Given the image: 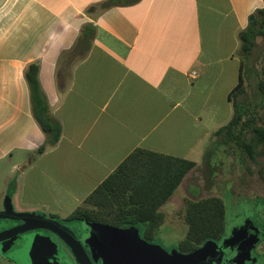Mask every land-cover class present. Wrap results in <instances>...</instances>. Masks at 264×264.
I'll return each mask as SVG.
<instances>
[{"label":"crops","instance_id":"1","mask_svg":"<svg viewBox=\"0 0 264 264\" xmlns=\"http://www.w3.org/2000/svg\"><path fill=\"white\" fill-rule=\"evenodd\" d=\"M105 1L0 0V210L64 220L137 149L199 166L233 118L241 67L247 84L239 34L264 0H140L89 12ZM87 24L90 54L60 88L61 54ZM36 62L63 127L42 155L25 79Z\"/></svg>","mask_w":264,"mask_h":264},{"label":"trees","instance_id":"2","mask_svg":"<svg viewBox=\"0 0 264 264\" xmlns=\"http://www.w3.org/2000/svg\"><path fill=\"white\" fill-rule=\"evenodd\" d=\"M140 0H107L99 6H93L89 12H100L114 7L127 6ZM254 20L239 34L241 60L247 61L257 47L258 39L264 40V7L254 13ZM95 27L85 25L71 50L61 54L63 65L57 75L60 88L71 79L75 67L90 54L93 46ZM264 61V52L263 57ZM239 85L233 90L234 115L231 121L214 135V145L225 147L228 154L238 160L248 159L257 163L264 156V65L261 67L256 83L257 103L247 102L240 97L246 93L242 76ZM40 63L31 64L25 70V79L29 86L32 114L46 136L43 146L37 151L42 155L59 143L63 127L51 111L49 101L39 81ZM262 123V124H261ZM210 146L205 154L209 158L215 147ZM197 164L137 149L104 181L62 223L90 221L100 225L140 229L141 237L151 243L165 224V214L161 208L173 197L186 176ZM264 179V166L260 168ZM226 201L220 197H208L199 200H186L184 221L188 226L186 237L178 244L180 253H191L207 241L221 244L228 231ZM59 219L58 217L51 216Z\"/></svg>","mask_w":264,"mask_h":264},{"label":"water","instance_id":"3","mask_svg":"<svg viewBox=\"0 0 264 264\" xmlns=\"http://www.w3.org/2000/svg\"><path fill=\"white\" fill-rule=\"evenodd\" d=\"M255 16L250 17L253 21ZM0 220L23 221L24 224L0 233V243L34 230H46L57 235L76 258L78 264H246L255 263L252 251L257 247L262 231L251 225L235 230L221 244L207 241L191 253H180L177 249L166 251L160 245L147 242L135 226L113 227L85 221L83 234H76L60 219L35 213L0 211ZM9 248H7L8 250ZM0 252L14 264H59L57 245L49 237L28 236L24 246L7 253ZM87 250H89L90 255ZM229 250V253L226 251Z\"/></svg>","mask_w":264,"mask_h":264},{"label":"rangeland","instance_id":"4","mask_svg":"<svg viewBox=\"0 0 264 264\" xmlns=\"http://www.w3.org/2000/svg\"><path fill=\"white\" fill-rule=\"evenodd\" d=\"M263 52L264 40L259 38L257 47L245 61L246 93L240 97V100L245 99L254 104L259 101L255 94L258 81L257 72L264 65ZM259 113L264 117V110ZM215 141L216 139L212 138L207 149L213 146ZM214 147L216 148L214 153L209 158L205 157L199 166L197 165L188 181L183 183L170 201L161 208L165 214V224L151 243L160 245L166 251L178 250V244L185 239L188 231V226L184 221L185 201L220 197L226 201L228 210L229 229L226 237L235 230L246 227L242 224L245 219L252 220L256 229L262 231L263 234L260 245L252 251V257L257 258L256 262L246 264H264V179L260 172V168L264 166V156H260L257 163H252L248 159L242 162L228 154L225 147L217 145ZM67 224L75 229H82L84 226L80 221ZM64 248L77 262L72 252L68 250L69 247ZM0 262V264H14L6 259Z\"/></svg>","mask_w":264,"mask_h":264},{"label":"flooded vegetation","instance_id":"5","mask_svg":"<svg viewBox=\"0 0 264 264\" xmlns=\"http://www.w3.org/2000/svg\"><path fill=\"white\" fill-rule=\"evenodd\" d=\"M249 220H248V218L245 219L244 220L245 222L243 221L242 224L247 226L248 225L247 222ZM23 224H24L23 221L0 220V233L4 232V231L13 230V229H15L17 227L22 226ZM251 225L254 226L253 225V221L251 222ZM66 226H68L76 234V236L78 238H81V236L83 234V230L82 229H75L74 227H71L68 224ZM255 229H256V227H255ZM32 235H40V236H43V237H49L51 239V241L54 242L57 245L58 257H56V259H57V262L59 264H78L77 262H75L74 258L65 251L64 247H67L66 244L57 235L53 234L50 231H46V230L29 231V232H26V233L19 234V235L15 236L14 239H10V240H8L6 242H2V243H0V252H3L4 250H7V248H9L7 250V253H10L12 251L21 249L24 246L25 238L28 237V236H32ZM261 241L259 242V244L257 246L260 245ZM68 250L71 252V250L69 248H68ZM87 252L90 255L89 250H87ZM227 253H229V250H228ZM3 257H5V256H3ZM5 258H6V260L12 262L8 257H5Z\"/></svg>","mask_w":264,"mask_h":264},{"label":"built area","instance_id":"6","mask_svg":"<svg viewBox=\"0 0 264 264\" xmlns=\"http://www.w3.org/2000/svg\"><path fill=\"white\" fill-rule=\"evenodd\" d=\"M194 77H197V73L196 72H193L192 74Z\"/></svg>","mask_w":264,"mask_h":264}]
</instances>
